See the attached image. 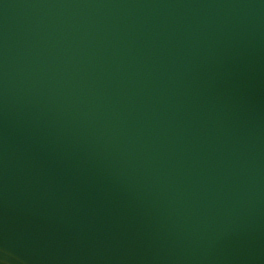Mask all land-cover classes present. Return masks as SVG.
Listing matches in <instances>:
<instances>
[{
	"label": "water",
	"instance_id": "obj_1",
	"mask_svg": "<svg viewBox=\"0 0 264 264\" xmlns=\"http://www.w3.org/2000/svg\"><path fill=\"white\" fill-rule=\"evenodd\" d=\"M2 264H264V0H0Z\"/></svg>",
	"mask_w": 264,
	"mask_h": 264
},
{
	"label": "clouds",
	"instance_id": "obj_2",
	"mask_svg": "<svg viewBox=\"0 0 264 264\" xmlns=\"http://www.w3.org/2000/svg\"><path fill=\"white\" fill-rule=\"evenodd\" d=\"M0 264H2V262H0Z\"/></svg>",
	"mask_w": 264,
	"mask_h": 264
}]
</instances>
